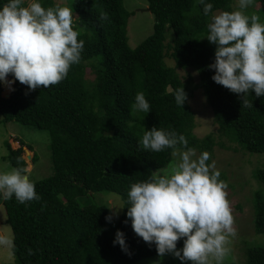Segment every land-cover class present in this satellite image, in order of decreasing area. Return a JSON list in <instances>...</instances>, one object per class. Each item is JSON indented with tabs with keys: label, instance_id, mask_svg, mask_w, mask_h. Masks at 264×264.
<instances>
[{
	"label": "trees",
	"instance_id": "1",
	"mask_svg": "<svg viewBox=\"0 0 264 264\" xmlns=\"http://www.w3.org/2000/svg\"><path fill=\"white\" fill-rule=\"evenodd\" d=\"M146 1L153 31L131 47L127 28L134 13L125 8L124 0H70L73 28L84 41L80 62L48 88L28 91L15 81L13 90L4 94L0 82V123L14 121L47 131L52 163L50 175L32 180L39 200L21 204L15 198L0 199L13 234L16 264H132L157 254L154 244L134 233L126 208L118 218L106 221L112 211L99 196L116 194L121 207L127 206L130 185L150 179L171 161L170 149L154 153L139 145L146 128L175 130L199 153L210 154L219 136L234 144L220 139L222 148L264 154V96L250 92L252 107L245 108L237 94L211 79L214 70L207 65L213 62L215 45L203 38L208 18L202 6L197 0ZM210 2L214 10L233 11L234 0ZM42 6H54L53 0H42ZM245 12L264 23V0H253ZM101 13L108 19L101 20ZM181 86L187 99L179 107L174 91ZM195 90L204 94L216 133L198 137L193 132L196 122L188 100ZM137 92L144 93L149 113L133 110ZM18 141L17 148L4 141L6 154L1 159L12 168H26L24 155L32 153V164L38 156L32 146ZM253 176L264 187V167ZM252 206L254 232L262 235L263 190L254 192ZM118 229L125 234L127 252L113 244ZM240 243L244 259L235 264H264V245L243 237ZM181 244L182 239L177 247ZM173 264L181 262L177 258Z\"/></svg>",
	"mask_w": 264,
	"mask_h": 264
},
{
	"label": "clouds",
	"instance_id": "2",
	"mask_svg": "<svg viewBox=\"0 0 264 264\" xmlns=\"http://www.w3.org/2000/svg\"><path fill=\"white\" fill-rule=\"evenodd\" d=\"M197 3L208 18L203 38L215 45L213 62L207 65L214 70L211 79L237 94L242 107H252L250 92L264 96V23L258 15L245 12L253 0H236L233 11L214 10L210 0ZM100 19L107 20V14L101 13ZM78 35L72 7H44L42 0H5L0 4V82L10 91L15 81L28 91L58 84L81 60L84 41ZM186 99L183 86L176 88V105L182 107ZM132 107L150 112L143 92L136 93ZM138 143L154 153L170 149L172 160L164 172L154 171L150 179L132 183L127 206L108 208L112 212L105 220L111 222L119 209L126 208L134 233L155 245L160 259L154 264H161L166 254L181 264H224L235 231L227 184L219 178L215 161L207 163L210 154H197L175 130L146 128ZM12 198L21 204L40 199L27 168L0 170V199ZM181 239L183 246L177 248ZM9 243L0 237V244ZM113 244L128 251L119 229Z\"/></svg>",
	"mask_w": 264,
	"mask_h": 264
},
{
	"label": "rangeland",
	"instance_id": "3",
	"mask_svg": "<svg viewBox=\"0 0 264 264\" xmlns=\"http://www.w3.org/2000/svg\"><path fill=\"white\" fill-rule=\"evenodd\" d=\"M69 1L70 0H53V5L69 6ZM123 3L128 11L134 13L129 18L127 28L128 42L131 47H134L152 33L154 23L153 14L147 10L146 0H124ZM233 5V10H235L236 0H234ZM180 73L184 76L186 71L180 70ZM191 73L195 75V72L191 71ZM11 91L2 83V92L4 94H9ZM188 103L193 111L196 122L193 132L198 137H202L209 132L216 133L217 124L213 120L212 112L206 104L203 92L201 90H195L193 96L189 98ZM17 139L32 146L33 151L38 156L37 161L32 164L30 160L32 153L27 157L24 155L27 163L26 168L29 170V178L31 180H36L50 175L52 173V163L48 148L49 135L47 131L21 125L14 121L0 123V170L9 171L12 169L6 161L1 159V157L6 154V149L3 144L4 141H9L11 147L17 148L20 145ZM220 139L226 145L234 146V144L230 143L225 138L216 136V143L210 153V163L215 161V167L224 174L225 178L223 181L227 184L226 192L227 198L230 201L235 236L229 237L228 247L230 248V253L225 261L228 260L235 264V262L239 263L244 259V245L240 243L241 237L264 245V234H255L252 219L254 218L252 206L253 194L256 190H263L264 192V187L253 175L256 169L264 167V154H248L244 150L239 149V147L236 151L231 148H222L218 143ZM26 149L27 148H24L27 152ZM197 154H199V152H197ZM169 163L165 167L155 170V172H164L167 170ZM252 169L253 175L251 172ZM105 194L99 196L105 198L104 200L110 208L121 207L122 203L116 194ZM236 205H240L241 209H237ZM120 211L121 209L118 210V214L113 216L115 219L120 216ZM0 237L10 241L9 244H0V264H16L14 255L11 251L13 234L10 225L5 221V211L2 205H0ZM182 246L183 240L182 244L177 248H181ZM158 259L160 258L156 254L138 260L132 264H154ZM176 260L177 258L173 255L166 254L162 258L161 264H173Z\"/></svg>",
	"mask_w": 264,
	"mask_h": 264
},
{
	"label": "water",
	"instance_id": "4",
	"mask_svg": "<svg viewBox=\"0 0 264 264\" xmlns=\"http://www.w3.org/2000/svg\"><path fill=\"white\" fill-rule=\"evenodd\" d=\"M148 10V9H147Z\"/></svg>",
	"mask_w": 264,
	"mask_h": 264
}]
</instances>
